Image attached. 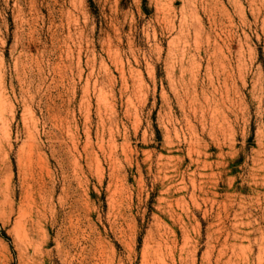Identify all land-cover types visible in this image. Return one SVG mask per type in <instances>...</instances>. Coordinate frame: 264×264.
<instances>
[{
  "label": "rangeland",
  "instance_id": "1",
  "mask_svg": "<svg viewBox=\"0 0 264 264\" xmlns=\"http://www.w3.org/2000/svg\"><path fill=\"white\" fill-rule=\"evenodd\" d=\"M0 264H264V0H0Z\"/></svg>",
  "mask_w": 264,
  "mask_h": 264
}]
</instances>
